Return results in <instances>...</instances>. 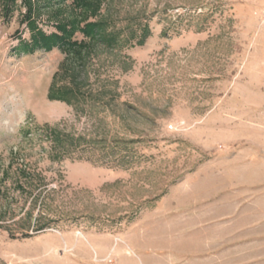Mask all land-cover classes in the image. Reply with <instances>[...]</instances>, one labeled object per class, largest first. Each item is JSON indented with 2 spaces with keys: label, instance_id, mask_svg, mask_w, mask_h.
Listing matches in <instances>:
<instances>
[{
  "label": "rangeland",
  "instance_id": "1",
  "mask_svg": "<svg viewBox=\"0 0 264 264\" xmlns=\"http://www.w3.org/2000/svg\"><path fill=\"white\" fill-rule=\"evenodd\" d=\"M7 2L0 264H264V0H102L87 21L117 43L79 59L22 49L28 5ZM72 5L33 19L58 32Z\"/></svg>",
  "mask_w": 264,
  "mask_h": 264
},
{
  "label": "trees",
  "instance_id": "2",
  "mask_svg": "<svg viewBox=\"0 0 264 264\" xmlns=\"http://www.w3.org/2000/svg\"><path fill=\"white\" fill-rule=\"evenodd\" d=\"M101 1L102 0H73V5L71 6L68 15L64 14L65 9H63V7H57L58 9H56L57 13L55 18H57L58 32L48 34L37 26L36 21L33 19V13L34 11H37V9H43L46 6L50 7V4H52L54 0H38V2H44L43 5H35L32 0H24L25 4L28 5L26 18L30 19L31 41L23 42L21 45L22 49L35 50L44 48L50 50L57 46L66 51L70 59H79L84 56V49H87L91 43L103 42L108 46L115 45L117 43L116 33L108 32L107 20L87 21L89 15L94 16L98 14L101 7ZM12 5H16V0H8L7 4L4 5L6 17L12 11L14 7ZM51 6L53 7L54 5ZM76 32L82 33L85 37H88L90 41L86 42L84 39H75L74 35ZM55 85L57 84H54L49 92L51 98L72 101L75 98L78 99L86 96L82 85L79 82L76 84L74 83L72 87L66 88L60 86L56 87ZM60 133L61 132L57 131V129L52 133L54 140L57 142V146H60L62 149L64 148L65 154H70L73 153V151H76L75 147H70L65 144V140H63Z\"/></svg>",
  "mask_w": 264,
  "mask_h": 264
},
{
  "label": "crops",
  "instance_id": "3",
  "mask_svg": "<svg viewBox=\"0 0 264 264\" xmlns=\"http://www.w3.org/2000/svg\"><path fill=\"white\" fill-rule=\"evenodd\" d=\"M98 246V244L97 243H92V245H91V247L93 248V249H95L96 251H97V247Z\"/></svg>",
  "mask_w": 264,
  "mask_h": 264
}]
</instances>
